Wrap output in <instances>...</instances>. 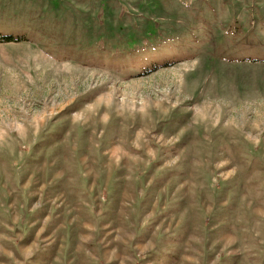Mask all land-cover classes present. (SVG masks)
Returning <instances> with one entry per match:
<instances>
[{
    "label": "rangeland",
    "instance_id": "obj_1",
    "mask_svg": "<svg viewBox=\"0 0 264 264\" xmlns=\"http://www.w3.org/2000/svg\"><path fill=\"white\" fill-rule=\"evenodd\" d=\"M0 264H264V0H0Z\"/></svg>",
    "mask_w": 264,
    "mask_h": 264
},
{
    "label": "trees",
    "instance_id": "obj_2",
    "mask_svg": "<svg viewBox=\"0 0 264 264\" xmlns=\"http://www.w3.org/2000/svg\"><path fill=\"white\" fill-rule=\"evenodd\" d=\"M3 38H7V37H3Z\"/></svg>",
    "mask_w": 264,
    "mask_h": 264
}]
</instances>
